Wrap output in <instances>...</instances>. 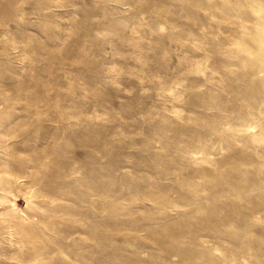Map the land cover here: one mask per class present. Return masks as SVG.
I'll return each instance as SVG.
<instances>
[{"label":"rangeland","instance_id":"rangeland-1","mask_svg":"<svg viewBox=\"0 0 264 264\" xmlns=\"http://www.w3.org/2000/svg\"><path fill=\"white\" fill-rule=\"evenodd\" d=\"M0 264H264V0H0Z\"/></svg>","mask_w":264,"mask_h":264}]
</instances>
